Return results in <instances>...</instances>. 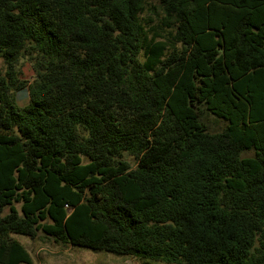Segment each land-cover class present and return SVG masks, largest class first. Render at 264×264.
Returning <instances> with one entry per match:
<instances>
[{
  "label": "trees",
  "instance_id": "16d2710c",
  "mask_svg": "<svg viewBox=\"0 0 264 264\" xmlns=\"http://www.w3.org/2000/svg\"><path fill=\"white\" fill-rule=\"evenodd\" d=\"M0 61V264H264V0H0Z\"/></svg>",
  "mask_w": 264,
  "mask_h": 264
},
{
  "label": "rangeland",
  "instance_id": "374dc122",
  "mask_svg": "<svg viewBox=\"0 0 264 264\" xmlns=\"http://www.w3.org/2000/svg\"><path fill=\"white\" fill-rule=\"evenodd\" d=\"M1 64V61H0ZM32 71L28 64L22 68V80L32 81ZM19 107H24L29 102L27 89L21 90L15 95ZM204 122L211 132L221 131L225 123L209 113H204ZM252 152L243 153L242 157H251ZM29 253L31 264H173L160 261H152L146 258L117 256L103 252L62 245L55 243L52 239L37 233L36 237L30 239L21 235H12Z\"/></svg>",
  "mask_w": 264,
  "mask_h": 264
}]
</instances>
